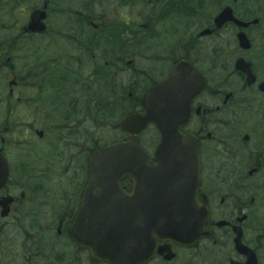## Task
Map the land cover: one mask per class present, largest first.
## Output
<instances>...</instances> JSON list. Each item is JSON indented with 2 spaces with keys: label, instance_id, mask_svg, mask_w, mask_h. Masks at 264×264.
Masks as SVG:
<instances>
[{
  "label": "flooded vegetation",
  "instance_id": "flooded-vegetation-1",
  "mask_svg": "<svg viewBox=\"0 0 264 264\" xmlns=\"http://www.w3.org/2000/svg\"><path fill=\"white\" fill-rule=\"evenodd\" d=\"M31 17L42 34L29 32ZM175 67L179 98L167 112L198 152L205 235L158 242L144 262L138 250L92 255L70 234L85 162L105 146L88 131L104 127L106 105L111 116L141 114ZM121 122L106 145L130 136ZM161 142L154 125L137 134L152 163ZM0 153V199H12L0 264H264V0H0ZM118 185L128 190L130 177ZM57 186L69 201L58 203ZM42 190V209H20Z\"/></svg>",
  "mask_w": 264,
  "mask_h": 264
},
{
  "label": "water",
  "instance_id": "water-1",
  "mask_svg": "<svg viewBox=\"0 0 264 264\" xmlns=\"http://www.w3.org/2000/svg\"><path fill=\"white\" fill-rule=\"evenodd\" d=\"M164 88H166L164 85L156 87L155 89L148 92L144 99H148L149 97L160 98L164 96ZM144 107H146V105H144ZM127 121H133L138 126V129L143 128L147 122H157L156 117L150 112H146L144 115L137 118H130ZM160 128L163 131L161 126ZM173 128L174 127L170 126L164 129L163 144L166 145V141L169 142V139L173 136V133H171ZM167 153L168 151L166 154ZM166 154L159 150V153L157 154L158 164L156 166H152L148 163L144 154L136 146L135 141H127L124 144L110 146L95 153L90 159L91 166L89 171L90 176H92L91 173H94L93 178L95 179V182L92 183V186L102 184L100 186L101 190L96 189V193L94 191L92 194L93 200L91 203L93 204V211L90 212V214H85V212H82L83 210H81L75 219V226L80 229V227L83 225H87L89 227V237L98 236V240H100V236L104 234L106 237H108L107 241L111 243L112 247H114V243L118 242V237L121 234L128 235L131 233L127 230H119L118 227L121 226H141L142 224H150L152 228L151 243L165 239V235L180 238L183 236V234H186L185 231L181 232L179 229H177V223H167L165 221L166 217L162 216V212H154L160 208L159 203L156 200L158 197L156 194H165L162 193L163 190L159 191L158 188L160 186L164 187V189L166 188L165 183L162 184V181L167 176V173L170 172L168 178L173 175L177 163L181 159L179 156L182 155L179 151H177L174 156L171 154ZM2 164L4 165V162L0 156V165ZM117 171L120 174L125 173V171L130 173L132 176L133 191L142 194L141 199H143V202L137 200L131 201L135 207V210L134 212H131V215H129L128 212L118 214L120 210L119 204L123 203V200L119 196L121 193L117 194V192L113 190L115 185L117 186ZM0 175L1 178L2 174ZM2 178L4 179V175ZM192 187L193 183L187 180L183 192L186 195L191 194ZM106 189L108 190V193L111 194V197L108 196ZM145 195H148L147 197H149L146 200H144ZM144 202H146V204L147 202L151 203V215L145 214L143 212ZM182 218L197 219V215L190 214L187 216H182L181 219ZM201 219L202 216H200V220ZM166 224H170L173 226V228L171 230L164 231L163 227L166 226ZM196 235H198V233H195V236ZM93 240L97 241V238L94 237ZM152 250H154V247Z\"/></svg>",
  "mask_w": 264,
  "mask_h": 264
},
{
  "label": "rangeland",
  "instance_id": "rangeland-1",
  "mask_svg": "<svg viewBox=\"0 0 264 264\" xmlns=\"http://www.w3.org/2000/svg\"><path fill=\"white\" fill-rule=\"evenodd\" d=\"M111 121H112V119H108L107 120V125H105L104 128L101 127V126H99L98 127L99 129H97V130L95 129V127L92 126V127H90L89 132L90 131H93L92 132L93 133L92 135H94V133L96 131V133H97L98 136H99V134H102L103 140H111V139H113V137H111L110 135L107 134L108 131H109V129L111 128L108 125V123H110ZM74 172L75 171H72L73 175H74ZM70 193H72V192H70ZM55 200H57V199H55ZM58 200H60V196H59Z\"/></svg>",
  "mask_w": 264,
  "mask_h": 264
},
{
  "label": "trees",
  "instance_id": "trees-1",
  "mask_svg": "<svg viewBox=\"0 0 264 264\" xmlns=\"http://www.w3.org/2000/svg\"><path fill=\"white\" fill-rule=\"evenodd\" d=\"M103 109H104V111H105V112H107V113H108V112H110V111H111V109H112V106H111V105H106V106H104V107H103Z\"/></svg>",
  "mask_w": 264,
  "mask_h": 264
}]
</instances>
